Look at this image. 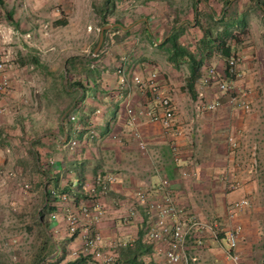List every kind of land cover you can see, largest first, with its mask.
<instances>
[{
  "label": "rangeland",
  "instance_id": "374dc122",
  "mask_svg": "<svg viewBox=\"0 0 264 264\" xmlns=\"http://www.w3.org/2000/svg\"><path fill=\"white\" fill-rule=\"evenodd\" d=\"M199 1L195 14L193 0H0V54L7 56L10 82L9 90L0 93V149L4 158L0 164V264H53L51 255L58 246L54 229L56 225L60 228V222L50 225L43 211L48 188L45 175L35 168L34 149L43 139L45 148L60 145L59 153L65 156L64 135L72 125L69 113L75 109L81 115V92L74 83L85 89L105 71L101 83L108 86L124 63L127 72L143 78L155 73L163 95L172 102L180 98L191 107L197 102L196 89L205 70L212 67L222 77L230 57L240 59V77L231 80L230 86L248 93L250 111L232 110L230 93H220L215 85L205 91V100L219 103L214 114L222 111L228 117L250 122L244 134L235 138L230 133L225 139V145L242 151L233 164L245 171L251 184L245 192L247 197L238 200L247 199L250 206L233 222L227 216L226 223L222 217H197L216 222L221 228L219 237L232 224L240 225L242 242L252 243L264 258V6L260 5L264 0ZM227 1L231 4L223 16ZM208 8L214 18H210ZM147 15L151 17V37L143 32ZM105 22L125 29L114 26L106 30L94 55ZM181 29L178 43L194 57L198 49L208 47L207 36L215 42L211 50H204L199 65L188 58L170 62V45L160 47L165 37ZM223 48L230 50L228 57L222 55ZM137 90L132 88L129 94ZM144 95L142 107L130 105L135 111L154 107L149 94ZM204 114L211 115L207 111ZM56 137L60 141L55 142ZM177 148L173 160L184 158ZM60 159L55 156L49 160L57 165ZM9 173L12 177H7ZM223 175L227 178L221 173L220 180L225 179ZM182 207L190 213L188 207ZM240 215L250 219L247 238H243Z\"/></svg>",
  "mask_w": 264,
  "mask_h": 264
},
{
  "label": "crops",
  "instance_id": "0c3cea01",
  "mask_svg": "<svg viewBox=\"0 0 264 264\" xmlns=\"http://www.w3.org/2000/svg\"><path fill=\"white\" fill-rule=\"evenodd\" d=\"M162 1L158 0L159 3ZM143 22L144 34L151 37V17L147 15ZM117 63L114 61L115 67ZM105 74L107 72L101 71L102 78H97L94 85L87 86L80 98L81 115H77L76 123L64 135L65 142H77L75 148L65 149L64 156L59 153L60 145H54L49 150L41 139L34 149L35 168L45 175L44 184L48 189H61L77 205L90 204L86 191L92 187L96 175L114 173L117 182L99 196V202L106 212L97 225L102 237V250L114 256L115 264H166L162 258L154 255L152 245L145 242L149 224L142 207L135 201L136 193L154 190L164 178L169 182V191L178 208L188 207L198 216L222 217L226 223L227 205L247 197L245 192L251 181L245 171H239L238 166L233 164V159L242 151L225 145V139L230 133H234L235 138L240 133L244 134L250 128V122L239 117H228L221 110L219 114H214L219 107L213 113L207 112L211 115H202L194 106L185 105L175 97V127L182 130L181 135L171 137L157 124L138 121L136 129L147 145V152L142 154L129 134L132 128L127 125L125 105L138 109L146 103V95L137 90L120 98L117 90L119 78L114 73L111 84L103 87L101 82ZM108 93L111 95L107 96ZM91 131L95 133L92 138ZM57 140L60 141V138L56 137L55 142ZM177 147L182 150L184 158L173 160L172 155ZM54 155L59 159L61 156V162L53 167L47 166ZM3 160L0 149V164ZM221 173H226L227 178L223 175L225 179L220 180ZM150 194L149 199H154L153 193ZM46 204L45 198L44 206ZM47 207L48 215L54 208L50 202ZM131 210L134 214L130 216ZM238 220L243 224V238L249 237L250 219L240 215ZM59 222L60 228L50 223L56 227L54 230L58 238V246L50 262L93 264L90 258L84 259L78 255L83 244L80 235L69 236L64 221L59 219ZM204 237L202 248L187 252L188 264H225L224 240L210 235ZM242 240L238 244L242 264H264L257 247Z\"/></svg>",
  "mask_w": 264,
  "mask_h": 264
},
{
  "label": "built area",
  "instance_id": "2783aa9c",
  "mask_svg": "<svg viewBox=\"0 0 264 264\" xmlns=\"http://www.w3.org/2000/svg\"><path fill=\"white\" fill-rule=\"evenodd\" d=\"M240 59L230 57L227 61L225 73L221 77L212 67L207 68L197 85V102L194 109L198 113L214 111L219 103L205 100V91L215 85L220 93L229 92V104L233 110L250 111L248 93L245 90H232L230 84L240 77L237 66ZM7 56L0 54V93H5L10 88L7 77L9 68ZM119 78V97L128 95L132 88H136L140 93L149 94L154 102V107L134 110L129 104L125 105L127 115V125L132 128L130 136L136 143L142 154L147 152V145L135 129L138 121H148L159 125L166 135L178 137L182 130L175 127V106L172 100L161 92L156 74L151 73L146 77L127 72V68L120 66L116 71ZM227 80L231 82H227ZM68 121L75 124L77 113L75 109L69 113ZM76 132V131H75ZM95 133L90 132V137ZM231 140V139H229ZM65 147L68 150L75 148V140H67ZM234 145V143H232ZM175 152V151H174ZM173 152V153H174ZM47 166L53 167L55 163L48 160ZM12 177V173L7 174ZM117 182L114 173L102 172L93 179L92 187L86 191L90 198V204L77 205L71 197L61 189L49 188L47 190L50 206L54 211L47 215L49 223H57L62 219L66 224L69 236L80 235L83 240L82 248L78 254L80 257L90 260L93 264H115L114 256L102 250V237L97 229L98 223L105 216V209L99 202V196ZM236 188V187H235ZM154 199H149L150 193ZM135 201L144 211L149 230L144 239L152 245L155 256L162 258L166 264H188L187 252L192 249H200L204 246V236L210 235L213 238L224 240L223 256L225 264H242L238 252V244L242 239V228L240 225H233L222 232L223 237H219L221 228L216 222L204 221L197 215L187 213L178 208L174 198L169 191V182L162 179L154 190L138 191ZM249 200L242 199L231 202L226 209L228 221H234L239 213L249 208ZM131 210L130 216L133 215Z\"/></svg>",
  "mask_w": 264,
  "mask_h": 264
},
{
  "label": "trees",
  "instance_id": "16d2710c",
  "mask_svg": "<svg viewBox=\"0 0 264 264\" xmlns=\"http://www.w3.org/2000/svg\"><path fill=\"white\" fill-rule=\"evenodd\" d=\"M232 1V0H231ZM231 1H227V2H225L224 3V8H223V11H222V15L224 16V15H226V13H227V11H228V9H229V7H230V4H231ZM193 2L194 3H192V6H193V11L195 12V14H197V9H196V6H197V3H200L201 1H199V2H195L194 0H193ZM205 5H206V3H204ZM260 5H261V7H263L264 5L262 4V3H260ZM262 11H264V10H262ZM208 13H209V16H210V18H214L213 16H212V10L210 9V8H208ZM106 24H108V23H104V25H106ZM242 24L244 25V22H242ZM175 30V29H174ZM173 30V31H174ZM178 31V30H177ZM177 31H175V32H172V33H170L169 35H168V37L164 40V42L163 43H161V45H160V47L162 48L164 45H166V44H169L170 45V47H171V51L173 52L172 53V56L170 57V62H176V60L179 58L180 60L181 59H183V58H188L189 59V61L190 62H193V63H196L197 65H199L201 62H202V60H203V58H204V56H205V52H204V50H207V51H209V50H211L213 47H214V45H215V42L213 41V40H210V36H207L208 37V41H206V46H208V47H204V48H202V49H198V55H197V57H194V55H191V53H189L184 47H182V45H179V43H178V38H179V35H180V33H182V29L179 31V32H177ZM126 33H128L129 32V30H126L125 31ZM106 34V31L104 32V35ZM221 52H222V55L224 56V57H228L229 55H230V50L228 49V48H226V49H222L221 50ZM196 54V53H195ZM75 84V86L76 87H78V89L80 90V92H81V96H80V98L83 96V94L85 93V90H86V88L84 89L83 87H82V85L78 82V83H74ZM192 87V86H191ZM46 199H47V204H46V206H45V208H43V211H44V213H46V211L48 210V208L49 207H47V205L49 204V196H48V193L46 194V197H45ZM47 207V208H46ZM41 216V215H40ZM68 264H74V263H68Z\"/></svg>",
  "mask_w": 264,
  "mask_h": 264
},
{
  "label": "water",
  "instance_id": "95a60500",
  "mask_svg": "<svg viewBox=\"0 0 264 264\" xmlns=\"http://www.w3.org/2000/svg\"><path fill=\"white\" fill-rule=\"evenodd\" d=\"M114 26H117V27H121L122 29H125V28H123L122 26H120V25H106V26H103L102 28H101V30H100V33H99V39H98V43H97V45H96V47H95V49H94V55H96L97 54V52L100 50V48H101V45H102V43H103V39H104V31H106V30H108V29H110V28H112V27H114Z\"/></svg>",
  "mask_w": 264,
  "mask_h": 264
}]
</instances>
